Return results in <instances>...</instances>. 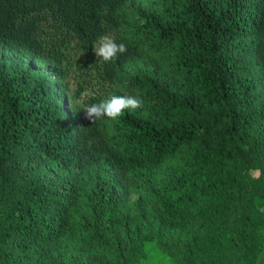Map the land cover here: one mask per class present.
I'll return each mask as SVG.
<instances>
[{
	"label": "trees",
	"instance_id": "1",
	"mask_svg": "<svg viewBox=\"0 0 264 264\" xmlns=\"http://www.w3.org/2000/svg\"><path fill=\"white\" fill-rule=\"evenodd\" d=\"M105 35L127 51L102 62ZM137 93L116 120L81 108ZM154 242L259 264L264 0H0V264H139Z\"/></svg>",
	"mask_w": 264,
	"mask_h": 264
},
{
	"label": "clouds",
	"instance_id": "2",
	"mask_svg": "<svg viewBox=\"0 0 264 264\" xmlns=\"http://www.w3.org/2000/svg\"><path fill=\"white\" fill-rule=\"evenodd\" d=\"M98 47H95L97 57H101L103 61H113L119 54L127 51L125 43H117L110 36L100 37ZM143 105V100L139 93L135 96L130 95H113L106 100L92 104H81V108L85 111L86 117L93 123L97 120L107 117L111 120L120 118L125 109H136Z\"/></svg>",
	"mask_w": 264,
	"mask_h": 264
},
{
	"label": "rangeland",
	"instance_id": "3",
	"mask_svg": "<svg viewBox=\"0 0 264 264\" xmlns=\"http://www.w3.org/2000/svg\"><path fill=\"white\" fill-rule=\"evenodd\" d=\"M72 71L70 72V78L72 81V88L77 87V81L82 80L78 77L81 68L80 66L91 68V62L85 52H80L75 46L72 48ZM92 69V68H91ZM92 71V70H91ZM257 173V172H256ZM170 260L165 256V253L159 250L156 243L149 244V257L146 261L140 262L139 264H167ZM259 264H264V252L259 260Z\"/></svg>",
	"mask_w": 264,
	"mask_h": 264
}]
</instances>
